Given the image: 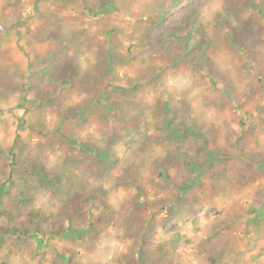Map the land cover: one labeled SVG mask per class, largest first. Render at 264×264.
<instances>
[{
	"label": "rangeland",
	"instance_id": "374dc122",
	"mask_svg": "<svg viewBox=\"0 0 264 264\" xmlns=\"http://www.w3.org/2000/svg\"><path fill=\"white\" fill-rule=\"evenodd\" d=\"M244 2L0 0V264H264V0Z\"/></svg>",
	"mask_w": 264,
	"mask_h": 264
},
{
	"label": "trees",
	"instance_id": "16d2710c",
	"mask_svg": "<svg viewBox=\"0 0 264 264\" xmlns=\"http://www.w3.org/2000/svg\"><path fill=\"white\" fill-rule=\"evenodd\" d=\"M245 0H240V2L242 3V6L243 7H245V8H247V9H250V8H248V6L245 4V2H244ZM248 4V3H247ZM254 12H256L257 13V15L258 16H260V14L261 15H263L264 16V9H263V7L261 6V7H258V9H256ZM220 20V19H219ZM217 21V23L218 24H221V22L220 21ZM180 23V22H179ZM198 24V18H197V16L196 15H194L189 21H188V23H187V29L185 30V34H186V38H185V40H187L188 42L189 41H191V39L192 38H194L195 37V35L194 34H196V29L195 28H193L195 25H197ZM178 26H179V28H180V24H177ZM192 27V28H191ZM191 28V29H190ZM224 28H227L226 26H224ZM183 28L181 27V29H180V31H183L182 30ZM184 32V31H183ZM198 32V31H197ZM172 34V36H174V37H176V35L174 34V32H172L171 33ZM205 34V31H204V29L200 32V36H196L195 37V41H194V43L189 47L188 46V42L184 45V47H183V49H182V52L183 53H188L189 51V49L190 48H196V47H200L201 46V44H203V42L205 41L204 39H203V35ZM201 35H202V37H201ZM178 37V36H177ZM232 42H234V40H232ZM184 44V42L182 43V45ZM253 62V60L251 61V63ZM88 202V200H86V199H82L81 201H79V204L78 203H73L72 205H70L72 208H70V207H67L66 205H63V206H61V208L59 209V214H64L65 212H67V210L70 208V209H72V211H76V210H78V209H80L81 207H83V205H85L86 203ZM40 217V215H38V214H32L31 216H30V218H31V220L32 221H37V219ZM60 229H62V227H60ZM23 231H15L14 230V232L13 233H15V234H20V233H22ZM59 232V231H58ZM56 234V233H55ZM139 256H138V259L139 260H141V257H142V255L141 254H143V242H142V248L139 250Z\"/></svg>",
	"mask_w": 264,
	"mask_h": 264
}]
</instances>
